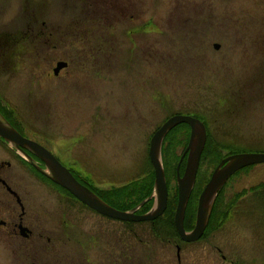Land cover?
<instances>
[{"label": "rangeland", "instance_id": "obj_1", "mask_svg": "<svg viewBox=\"0 0 264 264\" xmlns=\"http://www.w3.org/2000/svg\"><path fill=\"white\" fill-rule=\"evenodd\" d=\"M121 3L131 5L118 11ZM88 15H93V21L107 18L114 26L111 67H125V72L113 74L107 67L95 76L73 71L71 77L54 78L55 46L59 39L62 43L70 40L73 26L79 27ZM42 23L54 39L45 40V53L36 46L31 54L18 57L15 65L0 66V98L17 113V121L30 136V131L46 130L48 105L56 109L57 119L66 127L65 141L70 143L83 135V124L87 128L98 120L94 131L87 133L86 155H72L69 160L77 161L85 180L109 193L103 196L108 204L124 209L146 197L152 186L150 137L167 116H197L209 126L186 229L194 225L197 200L221 158L264 153V0H0V35L28 34ZM148 23L152 25L149 30ZM82 27L80 36L85 35ZM60 49L62 57L71 59L72 51ZM189 133V127L179 125L162 147L169 201ZM249 186L264 202V164L241 170L228 183L226 197L237 199L243 187ZM48 199L53 202L52 197ZM176 208L171 203L164 216L173 219ZM81 218L80 236L86 238L95 228V217L90 222ZM242 222L240 229L228 223L216 233L217 221L212 216L206 230L210 235L184 245L179 262L175 244L164 246L167 243L160 240L164 245L158 246L157 264H264L262 238ZM137 226L132 230H141L144 238L132 232L126 240L137 245L139 239L150 241L146 228ZM235 232L244 238L236 239ZM0 264H11L2 246Z\"/></svg>", "mask_w": 264, "mask_h": 264}, {"label": "flooded vegetation", "instance_id": "obj_2", "mask_svg": "<svg viewBox=\"0 0 264 264\" xmlns=\"http://www.w3.org/2000/svg\"><path fill=\"white\" fill-rule=\"evenodd\" d=\"M133 20L134 17H131V22ZM145 27L151 29L152 25L148 23ZM106 30L105 35L100 36L104 49L102 60L107 65L106 67L103 69L95 68V65L100 63L95 52L93 55L94 47L98 46L96 45L98 40L95 41L94 37L88 35L73 36L68 40V43L62 44L60 40L58 46H55L59 55L57 53V57H54L52 62L56 64L60 61L67 63V68L60 70L55 77L59 80L63 77L65 79L66 75L71 77L73 71H84L88 76H95L96 73L101 74L102 70H106L107 67H110L115 73L118 71L125 72V67L120 70L116 66L111 67V60L115 56L110 51L112 49L111 37L108 29ZM6 35L12 36L11 33H6ZM44 42H40L38 47L41 52L45 53ZM4 46L7 53L9 52L8 54L14 55L15 52L10 51L13 49L12 44L9 43ZM60 46L72 51L71 59L60 55L62 51ZM46 109L45 117H49L46 130L30 131L32 136L20 123L14 121L15 119L20 121L19 116L14 118L9 110L2 108H0V114L16 132L24 138L42 145L50 154L54 155L61 166L67 168L75 180L85 188L92 190L98 198L107 202L102 194L96 193L97 191L93 189L91 182L85 180V177L77 169V161L71 163L69 160L72 155L78 157L86 155L88 148L86 137L89 136L87 133L91 134L94 131L98 120L91 122L87 128L83 124V135L70 143L65 141V137H68L64 131L66 127L61 120L57 119L56 109L51 108V105H48ZM182 155L184 156L180 166L184 164V167L182 173H179L180 176L184 173L183 170L187 161L185 151ZM229 155L233 154H228L225 157ZM225 157L221 158V161ZM45 170L46 166L42 160L30 150L0 138V246L9 254L11 264H146L149 261L157 264L160 261L158 246L164 245L160 240L167 243L164 246L175 244L179 262L183 246L193 245L181 241L179 236L176 238L174 233L176 229L173 230L174 218L165 217L166 211L156 220L147 223L125 224V222L112 221L86 207L55 183L49 182L41 174ZM239 172L237 171L231 176L226 185L218 192L213 204L211 218L213 216L217 221L216 233L218 230L224 229L223 227L228 223L230 227L240 229L244 220L247 223L246 226L253 231L256 230L262 238L263 245L260 248L264 251V202L262 196L257 195L255 189L249 186V188L243 187L237 199L232 196L226 197L225 189L228 183ZM48 197H52L53 202ZM227 199L228 202L225 204ZM232 203L236 205L232 206ZM147 211L140 209L135 213L144 215ZM81 216H84V220H89V222L95 217V228L89 232L86 238L80 236ZM110 223H115L117 226L106 225H110ZM185 223L184 229L187 232L192 231L194 225L189 230L186 229L188 223L187 225ZM136 225L146 228L152 237L150 241L139 239L137 241L139 245H137L136 242L126 240L127 233H136L132 230V227ZM138 231L140 233H136L134 236L144 238L141 230ZM208 235L210 234L205 232L199 241L194 243L205 240ZM235 235L236 239L244 238L241 232H235ZM230 263L234 264L231 261Z\"/></svg>", "mask_w": 264, "mask_h": 264}, {"label": "water", "instance_id": "obj_3", "mask_svg": "<svg viewBox=\"0 0 264 264\" xmlns=\"http://www.w3.org/2000/svg\"><path fill=\"white\" fill-rule=\"evenodd\" d=\"M214 49L219 50V45H214ZM65 66L66 65L63 63L58 64L54 69V74L58 73L60 69ZM179 124L190 126V139L186 147V153L188 155L184 174L182 177L177 176L176 184L178 187V201L174 223L181 240L192 243L197 241L203 235L209 220V215L214 206L215 198L218 194L217 192L226 184V180L242 168L264 164V154L248 153L229 156L214 169V173L198 199L194 230L190 233H186L183 229L184 214L195 184V177L200 163L199 159L204 150L207 138L205 125L200 123L197 119L191 116L186 117L177 115L167 120L166 123H164L152 136L149 145V160L155 173L153 192L148 199L141 202L135 207V209L128 212H121L117 209L111 208L104 201L98 199L89 189L82 187L42 146L25 140L19 133H16L13 130L8 122H4L1 116L0 138L13 145H20L37 155L47 167V172H43V174L61 188L66 189L72 196L80 200L87 207H90L100 215L102 214L111 219L136 223L154 221L166 209L168 196L165 173L161 161V146L167 133ZM151 199H154L153 209L146 215H136V210L144 206L147 201Z\"/></svg>", "mask_w": 264, "mask_h": 264}, {"label": "trees", "instance_id": "obj_4", "mask_svg": "<svg viewBox=\"0 0 264 264\" xmlns=\"http://www.w3.org/2000/svg\"><path fill=\"white\" fill-rule=\"evenodd\" d=\"M105 6L108 7V5H105ZM115 8H116V5H115ZM116 11H117V9H116ZM93 19H94L93 15L92 16L88 15L86 20H84L83 23L79 24L80 25L79 27L83 26L82 28L84 30V34L93 35V32L95 30H97V32H102L101 34H99V35H102V34H104V31L107 27L113 26L108 22L107 18L99 17L98 21H93ZM48 28H49V26H48ZM47 30H49V29H47ZM51 30H54V29H51ZM96 34H98V33H96ZM50 38L54 39V33L50 32V30H49V33H46L44 31V23L41 24L40 28L36 27V31H34V32L29 31L28 34H25V33H24V35L12 34V36H9L6 34L1 35L0 36V66H4V64H10V63H13L15 65V63H16L15 60H17L18 57L20 58L23 53L24 54H26V53L31 54L33 49L36 46H38L40 42H43V41L50 39ZM28 40L32 41V43H27ZM9 43L13 45V49H11L10 51L15 52L14 55L8 54L9 52L7 53L6 47L4 46V45H7ZM0 70H1V67H0ZM152 180H153V175H152ZM151 184H152V181H151ZM152 186L146 195H149L151 193ZM149 206H150V203L147 204V206H145V208H148ZM185 224L187 225V223H185Z\"/></svg>", "mask_w": 264, "mask_h": 264}]
</instances>
